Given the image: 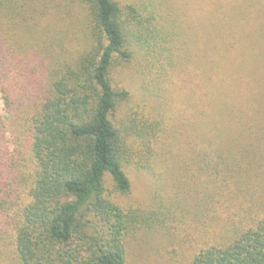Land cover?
<instances>
[{
  "label": "trees",
  "instance_id": "16d2710c",
  "mask_svg": "<svg viewBox=\"0 0 264 264\" xmlns=\"http://www.w3.org/2000/svg\"><path fill=\"white\" fill-rule=\"evenodd\" d=\"M35 1L0 0V264H128L129 243L155 238L175 246L168 264H264V103L246 118L210 105L209 149L176 160L163 113L114 124L128 92L110 79L115 62L171 52L168 0H77L89 44L71 62L14 40L7 24L31 33L45 17ZM204 3L194 42L220 50L243 16L264 38V0ZM128 169L148 177L145 205L107 196L106 176L128 195Z\"/></svg>",
  "mask_w": 264,
  "mask_h": 264
},
{
  "label": "rangeland",
  "instance_id": "374dc122",
  "mask_svg": "<svg viewBox=\"0 0 264 264\" xmlns=\"http://www.w3.org/2000/svg\"><path fill=\"white\" fill-rule=\"evenodd\" d=\"M205 1L168 0L169 19L176 20L178 25V30L174 31L178 36L170 42L171 52L161 53L160 62L153 60V67L146 68L148 63L140 56L128 63L115 62L110 74L112 86L128 92L127 100L115 112L114 124L120 126L132 118L138 121L145 116L153 117L158 111L163 113L165 125L172 134L165 141L174 144L172 154L176 160L183 158L174 155L179 149L185 148L186 156H191L190 150H197V145L209 149L203 143L210 130L202 111L207 112L210 105L215 106L221 101L224 107L231 106L229 110L235 115L252 112L247 113L246 118L257 116L256 111L261 110L264 103L262 32L258 31L252 18L243 16L232 35L224 34L225 42L220 50L211 49L203 37L194 42L189 34L192 36L196 29L193 26L197 23L196 18L206 13ZM41 2L36 0V6H41ZM46 2L48 8L43 20V11L38 9L35 32L7 25L13 29V38L21 47L38 43L57 53L61 62H71L89 44L82 6L77 0ZM228 2L231 0H222L224 6ZM200 130H204L202 135ZM21 133L18 131L19 136ZM184 163H187V157ZM127 172L131 183L128 195L111 193V182L106 176L107 196L121 207L145 205L151 190L148 177L133 169ZM160 240L129 243L128 264H168L167 252L175 246ZM177 257L179 260L181 255L177 253Z\"/></svg>",
  "mask_w": 264,
  "mask_h": 264
}]
</instances>
